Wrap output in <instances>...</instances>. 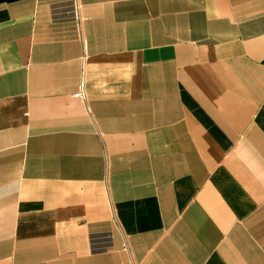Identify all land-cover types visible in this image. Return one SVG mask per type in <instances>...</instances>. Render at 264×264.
Instances as JSON below:
<instances>
[{"label": "crops", "instance_id": "crops-1", "mask_svg": "<svg viewBox=\"0 0 264 264\" xmlns=\"http://www.w3.org/2000/svg\"><path fill=\"white\" fill-rule=\"evenodd\" d=\"M0 264H264V0H0Z\"/></svg>", "mask_w": 264, "mask_h": 264}, {"label": "built area", "instance_id": "built-area-1", "mask_svg": "<svg viewBox=\"0 0 264 264\" xmlns=\"http://www.w3.org/2000/svg\"><path fill=\"white\" fill-rule=\"evenodd\" d=\"M79 95H80V93H79V92H77V93H75V94H74V96H79Z\"/></svg>", "mask_w": 264, "mask_h": 264}]
</instances>
